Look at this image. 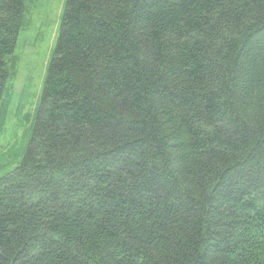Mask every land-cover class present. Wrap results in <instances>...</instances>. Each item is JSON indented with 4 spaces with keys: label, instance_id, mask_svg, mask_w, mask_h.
Segmentation results:
<instances>
[{
    "label": "trees",
    "instance_id": "1",
    "mask_svg": "<svg viewBox=\"0 0 264 264\" xmlns=\"http://www.w3.org/2000/svg\"><path fill=\"white\" fill-rule=\"evenodd\" d=\"M0 264H264V0H66Z\"/></svg>",
    "mask_w": 264,
    "mask_h": 264
},
{
    "label": "rangeland",
    "instance_id": "2",
    "mask_svg": "<svg viewBox=\"0 0 264 264\" xmlns=\"http://www.w3.org/2000/svg\"><path fill=\"white\" fill-rule=\"evenodd\" d=\"M66 0H27L0 103V177L22 160Z\"/></svg>",
    "mask_w": 264,
    "mask_h": 264
}]
</instances>
